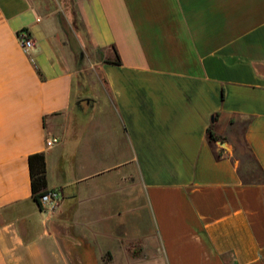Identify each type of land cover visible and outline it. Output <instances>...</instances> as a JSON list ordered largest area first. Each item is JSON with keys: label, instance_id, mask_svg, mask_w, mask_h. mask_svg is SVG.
I'll list each match as a JSON object with an SVG mask.
<instances>
[{"label": "crops", "instance_id": "obj_1", "mask_svg": "<svg viewBox=\"0 0 264 264\" xmlns=\"http://www.w3.org/2000/svg\"><path fill=\"white\" fill-rule=\"evenodd\" d=\"M75 3L107 89L93 109L75 100L51 20L30 0H0V264H105L134 239L142 254L127 264H264V180L245 183L235 156L241 132L264 169V0ZM114 47L121 65L106 63ZM37 153L64 195L52 212L33 200ZM135 183L153 225L142 239L128 219ZM113 202L115 216L97 215Z\"/></svg>", "mask_w": 264, "mask_h": 264}, {"label": "rangeland", "instance_id": "obj_2", "mask_svg": "<svg viewBox=\"0 0 264 264\" xmlns=\"http://www.w3.org/2000/svg\"><path fill=\"white\" fill-rule=\"evenodd\" d=\"M32 6L38 13L50 19L54 28L59 30L62 42L66 52L63 53L64 60H68L73 69L76 70V99L78 103H82V107L93 109L94 103L100 100L103 105L106 100L105 78L101 70L98 52L92 48L88 42L87 30L75 0H30ZM89 102V103H87ZM235 156L240 162V172L247 180L263 181L258 173L255 163L247 152L242 133L238 135L235 144ZM88 167V165H86ZM134 205L139 208L133 217H128L129 223H133L132 234L136 238L142 239L141 236H151L153 233V225L151 217L145 208L144 197L139 195L138 186L135 183ZM90 205L85 202L80 210V216L83 220L92 219L95 214L90 211ZM139 205V206H138ZM113 215L115 212V203L105 206L99 211L102 215ZM107 215V216H108ZM79 219V212H78ZM107 228L112 230L116 228V221L107 222ZM117 229V228H116ZM143 246L140 240L134 239L133 242L119 244L118 250L112 255L109 251L105 252V264H127L129 261L126 256H133L134 260L141 257ZM87 254V253H86ZM91 259L81 260L79 264H100L94 254Z\"/></svg>", "mask_w": 264, "mask_h": 264}, {"label": "trees", "instance_id": "obj_3", "mask_svg": "<svg viewBox=\"0 0 264 264\" xmlns=\"http://www.w3.org/2000/svg\"><path fill=\"white\" fill-rule=\"evenodd\" d=\"M24 32H27L26 29L22 30ZM21 31V32H22ZM114 50L117 54V59L115 61H106V63L115 64V65H121V58L119 54L117 53L116 48L114 47ZM216 119H218V115H216ZM208 134H209V140L210 142H217V141H224V138L217 135L212 127L208 128ZM244 146L247 150V152L250 155V158L255 163L258 173L261 177H264V169L260 167L258 164L256 158L252 154L248 143L243 140ZM219 157H222V154H219ZM30 162V172H31V181H32V194H33V200L35 203L38 204L39 208L44 211V208L41 204V198L50 191L48 188V181H47V175H46V156L44 153H37L30 156L29 159ZM241 173V172H240ZM242 175V174H241ZM243 180L247 184L255 183V180L249 181L244 176H242ZM258 182V181H257Z\"/></svg>", "mask_w": 264, "mask_h": 264}, {"label": "built area", "instance_id": "obj_4", "mask_svg": "<svg viewBox=\"0 0 264 264\" xmlns=\"http://www.w3.org/2000/svg\"><path fill=\"white\" fill-rule=\"evenodd\" d=\"M19 41L23 50L27 54H30L35 44L29 33L24 31L20 32ZM58 143H60V140L58 138H53L47 141V146L52 147ZM63 199L64 195L60 190H50L41 198V204L44 208V211L52 212L62 204Z\"/></svg>", "mask_w": 264, "mask_h": 264}, {"label": "water", "instance_id": "obj_5", "mask_svg": "<svg viewBox=\"0 0 264 264\" xmlns=\"http://www.w3.org/2000/svg\"><path fill=\"white\" fill-rule=\"evenodd\" d=\"M219 143H220L221 145H224V142H223V141H220Z\"/></svg>", "mask_w": 264, "mask_h": 264}]
</instances>
